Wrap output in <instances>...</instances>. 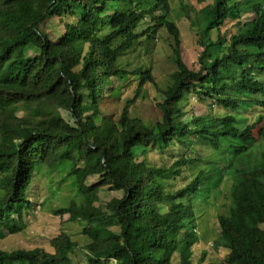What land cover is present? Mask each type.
I'll return each mask as SVG.
<instances>
[{
    "label": "trees",
    "instance_id": "1",
    "mask_svg": "<svg viewBox=\"0 0 264 264\" xmlns=\"http://www.w3.org/2000/svg\"><path fill=\"white\" fill-rule=\"evenodd\" d=\"M110 2L116 6L105 14ZM170 12L168 0H154L140 11L133 9V0H0V239L25 230L24 216L33 206L27 192L36 172L42 166L69 164L82 202L54 215L87 223V264H172L176 253L179 264H191L198 237L187 228H195L194 216L177 201L199 189L215 191L228 176L230 204L217 221L218 245L229 255L211 264H264V151L253 152L256 124L242 127L240 117L253 108L264 111V0H212L200 11L194 24L199 44L212 59L207 62L200 55L198 71L189 70L181 59L180 32L168 19ZM243 12L254 18L243 23ZM53 16L64 25L57 42L40 30ZM145 18L154 25L136 33ZM228 20L235 22L237 33L220 32ZM161 28L173 39L177 71L162 91L157 106L161 119L147 125L129 117V106L147 83L154 84L151 70L139 66L126 71L122 58L141 36L150 40ZM215 30L220 33L213 40ZM28 47L37 49L36 54L26 61L16 59ZM130 76L136 81L134 97L112 121L99 104L113 78L123 82ZM190 95L202 103L212 101L210 113L186 112ZM35 102L48 106L44 118L31 120L29 126L14 124V107ZM213 106L230 113L217 117ZM59 109L70 113L73 125ZM257 134L264 142V127ZM226 140L237 145L225 150ZM197 142L208 156L191 150ZM173 147L192 153L170 168L149 165L146 153L137 161L134 151ZM179 164L199 168V173L183 191L166 194L162 179L178 175ZM95 175L100 180L87 186L86 179ZM103 186L124 193L110 203V213L95 206ZM113 223L119 233L108 229ZM51 247L54 253L41 248L0 251V264H72L76 244L68 235L53 238Z\"/></svg>",
    "mask_w": 264,
    "mask_h": 264
},
{
    "label": "rangeland",
    "instance_id": "2",
    "mask_svg": "<svg viewBox=\"0 0 264 264\" xmlns=\"http://www.w3.org/2000/svg\"><path fill=\"white\" fill-rule=\"evenodd\" d=\"M240 1V0H237ZM171 12L168 19L173 22L180 32L181 45L180 56L183 63L191 71H198V58L203 55L207 62L212 59V54L205 50L199 44V34L196 24L200 16V11L212 0H168ZM154 0H133V9L136 11L145 10L151 7ZM105 14H111L116 3H109ZM254 18L253 13L243 12L241 21L247 22ZM150 25H154L150 18H145L136 33H142ZM40 30L46 34L52 42H57L64 31V25L61 19L53 16L46 19L40 26ZM238 27L233 21H226L225 25L220 28V32L227 31L228 35L237 33ZM219 30L211 34V39L216 40ZM117 46V43L114 47ZM174 42L172 37L164 28L158 29L150 40L145 36L139 38V44L132 52H129L122 58V65L126 71H135L137 67L142 66L144 69L151 70V76L154 84L147 83L144 90L137 100L129 106V117L140 119L144 124L153 125L161 119V112L158 104L163 100L162 91L170 84L171 76L177 71L174 54ZM206 51V52H204ZM37 49L28 47L16 55L18 60H28L34 56ZM80 69V67H79ZM136 89V81L130 76L123 82L112 79L110 86L106 88V96L99 104L98 109L102 115L117 121L122 114L127 102L132 100ZM190 104L186 112L195 113L199 116L202 113H210L209 107H212V101L207 100L202 103L190 95ZM49 108L43 102H35L31 105L19 103L14 107V124L29 126L31 120L38 121L44 118ZM212 113L219 117L228 115L230 112L213 106ZM58 113L68 123H74L70 113L59 109ZM242 127L248 124H256L254 130L257 140L253 149L254 153L264 151V142L261 141L257 132L260 127H264V111L258 108L242 111L240 113ZM225 150L231 148V144L237 145L231 140L224 141ZM191 150L198 155L208 156L209 151L200 146L199 142L195 143ZM186 151L182 147L171 148L165 152H158L148 148L134 150L137 155V161L144 159L141 153H146L149 165L158 168H170L178 162L183 156L191 154L192 151ZM259 155V154H258ZM221 165V164H220ZM69 164L58 165L57 167L42 166L36 172L33 182L30 185L27 197L33 204L32 209L26 212L24 222L26 225L22 233L8 235L0 239V251L13 250H32L41 248L48 253H54L51 247V240L62 234L68 235L75 242L76 248L71 254L72 264H87L86 245L90 240L84 235L86 222H71L68 215L62 217L55 216L54 211L69 207L71 204H81L82 198L76 190L72 177L69 176ZM178 175H170L162 179L164 193L173 195L189 187L194 178L199 173V168L189 165H180L176 167ZM100 180L99 176H90L86 179V185L92 186ZM232 180L228 176H223L218 188L215 191L199 189L195 196L188 194L184 199H179L177 203H183L189 206L194 216L193 229L191 225L187 230H191L198 237V243L191 247L190 261L191 264H211L224 262L229 255V250L220 247L219 242V225L218 216L224 214L230 204V189ZM124 196L122 191H116L110 186H103L97 193L95 206L99 207L102 212L110 213L108 206L115 199H121ZM164 205L162 211H166ZM189 222V220H188ZM111 231L119 233V226L113 223L108 226ZM184 231L182 232V234ZM183 236L181 235L180 238ZM109 264H115L110 260ZM172 264H179V255L176 253L172 258Z\"/></svg>",
    "mask_w": 264,
    "mask_h": 264
}]
</instances>
